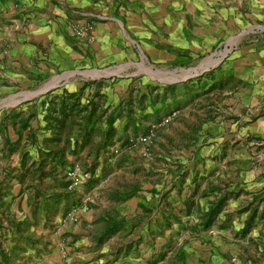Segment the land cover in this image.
Segmentation results:
<instances>
[{"label":"crops","instance_id":"obj_1","mask_svg":"<svg viewBox=\"0 0 264 264\" xmlns=\"http://www.w3.org/2000/svg\"><path fill=\"white\" fill-rule=\"evenodd\" d=\"M235 1L237 4L245 2ZM252 1L247 4L253 8L254 2L259 0ZM211 3L212 0H0V100L8 101L12 95H17L11 103L0 104V249L9 255L10 264H165L169 254L162 243H168V236L162 238L160 234L168 224L164 221L167 215L158 218L141 216L138 210L145 209V203L137 197L132 196L123 204L111 203L110 209L99 205L88 212H80L81 218L75 223L62 217V207L48 221L32 213L37 175L33 171L36 164L30 167V162L37 163L47 148H58L63 143L60 141L54 146L43 142L50 132L44 129L42 116L46 103L41 106L38 99L41 94L18 103L15 100L21 99L20 93L27 92L25 90H36L48 83L52 93H60L62 89L78 91L85 82L70 80L69 72H79L75 69L87 66L94 68L103 60H119L134 46L146 55L151 52L154 57L171 59L181 50L199 47L211 33L213 18L220 21L219 14H214L217 6H211ZM222 10L226 12L220 7L219 11ZM225 12H219L223 19H226ZM234 20L237 22L238 16ZM85 22L91 23L87 33L75 35L73 27ZM250 45V73L245 79L243 73L239 76L248 88H245L246 92L240 88L235 98L241 102L248 99L249 104L255 106L264 98V41L258 39ZM170 76L180 78L183 74L179 77L171 73ZM179 81L183 79L165 84ZM124 84L125 80L101 86L98 92L104 94V105L114 106L125 97ZM92 85L84 87L81 102L97 90ZM26 109V114L33 112L34 116L21 129L20 112ZM11 114H17V117L12 119ZM248 124L259 131L264 128V115ZM99 128L103 129V123ZM82 131L78 126H71L69 133L61 131L60 136L67 135L69 139L67 149L74 147L75 139L79 142L78 133ZM101 135H92L90 144L82 148L76 145L74 155L65 150L66 160L80 164L92 161ZM23 149H27V154L21 160ZM104 155L97 156L99 165L93 178L110 163L107 158L102 159ZM47 180L49 177L43 184ZM80 188L78 185L72 190L80 194ZM105 190L108 193L111 187ZM91 194L93 197L96 192ZM177 202L183 207V203ZM43 208L44 201L40 199L38 212L42 213ZM180 222L176 219L171 224ZM47 225L55 227L56 232L46 234ZM36 239L38 243L34 242ZM37 244L41 250L37 251ZM202 253L176 255L179 261L174 260L171 264H208L206 260L197 262L199 257H204L205 253ZM213 263H217V259H211Z\"/></svg>","mask_w":264,"mask_h":264},{"label":"rangeland","instance_id":"obj_2","mask_svg":"<svg viewBox=\"0 0 264 264\" xmlns=\"http://www.w3.org/2000/svg\"><path fill=\"white\" fill-rule=\"evenodd\" d=\"M244 1L237 4L235 0H212L211 6L214 4L218 9L214 14H219L220 21L213 18L211 33L199 47L181 50L173 59L157 58L151 52L146 55L134 46L119 60H103L94 68L87 66L75 69L79 72L68 71L70 80L82 79L87 87L94 84L97 90L105 87L104 84L115 85L125 80L126 95L114 106L104 105V94L98 92L100 109L108 106L107 111H113L119 102L123 105L131 98L133 118L157 110L152 118L142 120L146 132L150 133L149 139L129 146L125 143L127 136L143 132L139 128L133 134L130 126L122 130L127 106L122 108L113 122L116 128L113 144L102 154L110 163L104 171H98L92 186L84 188L88 178L80 184L79 196L88 197V211L99 205L110 209L111 203L123 204L134 196L145 203V209L138 210L141 216L167 215L164 221L168 224L160 234L162 238L168 236V243H162L169 254L165 264L179 261L176 255L190 252L194 256V251L205 253L198 258V263L206 260L211 264V259H217L215 264H264V128L255 131L248 124L264 115V98L255 106L249 104L248 99L241 102L235 98L240 88L245 92L248 88L244 79L251 69L250 43L258 39L264 41V0L254 2L253 8L247 4L252 0ZM220 7L226 12L219 11ZM219 12H225L226 19ZM202 60L207 63L201 70L166 89L167 84L151 80L143 69H175L172 74L180 77L184 69ZM120 64L127 65L110 76H97L99 70H112ZM242 73L244 79L241 80ZM154 86L156 89L152 90ZM141 92L148 95L144 107L138 105ZM5 102L12 100H0V104ZM26 111L28 109L20 112L21 117L27 115ZM117 141L121 142L117 152L109 153ZM107 187H111L109 195ZM120 188L125 190L120 192ZM92 191L96 192L93 197ZM222 198L214 221L207 228L202 227L201 216ZM176 219L181 222L172 225ZM46 229V234L56 232L52 225H47ZM36 248L41 250L38 244Z\"/></svg>","mask_w":264,"mask_h":264},{"label":"trees","instance_id":"obj_3","mask_svg":"<svg viewBox=\"0 0 264 264\" xmlns=\"http://www.w3.org/2000/svg\"><path fill=\"white\" fill-rule=\"evenodd\" d=\"M93 83V82H91ZM85 86H88L87 83H83L78 91H66L61 90L60 93H52V90H48L45 93L41 94L38 99L41 106L45 103V113L42 116V120L45 121L44 129H48L50 136H47L43 139V142L53 144L54 146L59 143L61 140L60 133L64 129L65 133H69L71 126H78L83 129V131L78 133V139L74 140L73 148H66V144L69 142L67 135L64 136L61 147L47 148L43 152V157L36 163L34 161L30 162V167H35L33 169L34 173L37 175V182L34 184L35 190L34 194L36 197V202L34 204L33 214H38L40 218H45V220L52 219L55 215L60 212V207H62V216L68 211L69 208L73 206H78L80 204L79 194L72 189H67V186L70 184V180L66 177V171L71 168L73 161H67L65 158V150L70 155L76 154L75 146L82 148L84 145L90 144L91 136L96 134H101L99 146L94 148V155L92 161L89 163H82L80 166L89 172L90 176L86 181L84 188L92 186L95 182L93 175L95 169L98 167L99 162L97 156L102 155L104 151L107 150L109 146L113 144V138L116 134V128L113 125L115 116L119 115L124 106H127L126 109V118L122 124V130L125 131L127 127H131V132L136 134V132L141 128L142 132L145 133L147 128L142 124V120L147 118H152L153 115H156V111L152 113H143L140 114L139 118L132 117L131 110V98L126 100L124 104L121 105L119 102L118 105L114 108L113 111L108 112V106L99 108L98 97L100 94L98 90L94 91L90 98H87L84 102L80 101L82 91ZM166 88H172L173 85L167 84L164 86ZM152 90L156 89V86L151 87ZM155 96H158L156 94ZM148 97L145 93H140L138 97L139 107H144V101ZM34 113L29 112L25 117H22L19 120V126L21 129H24L28 124L27 121L29 118L33 117ZM10 118L17 117L15 115H9ZM79 120V121H78ZM158 120V118L156 119ZM97 123H103V129L100 130ZM77 124V125H76ZM98 125V126H97ZM30 137L34 140V135L31 133ZM7 140V139H6ZM5 140V143H7ZM12 149L9 147V150ZM27 149L21 151V160L26 157ZM106 156H103L102 159H106ZM47 167V168H45ZM46 169V170H45ZM49 177L46 183L43 184V180ZM44 201V208L42 213L38 212V203L39 200ZM222 199L216 201L215 205L210 207L207 212L201 216L200 225L207 228L213 221L215 216L220 210V204ZM173 217H176L175 215ZM166 219V217H165ZM21 234H19V237ZM38 243V239L34 241ZM19 249V248H16ZM0 264H10L9 255L7 252L0 249Z\"/></svg>","mask_w":264,"mask_h":264},{"label":"built area","instance_id":"obj_4","mask_svg":"<svg viewBox=\"0 0 264 264\" xmlns=\"http://www.w3.org/2000/svg\"><path fill=\"white\" fill-rule=\"evenodd\" d=\"M91 22V21H90ZM90 22H85L81 26H74V34L79 36V35H84L87 33L90 27ZM150 137V133L145 132L143 134H137L133 136H127L125 139V143L129 146L135 145V144H143L145 143ZM120 141L116 142L111 148L109 153H116L118 150V147L120 145ZM66 177L70 180V184L67 186V189H73L76 186L80 185L83 181H85L87 178H89V172L84 170L79 164L74 163L69 170L66 171ZM88 197H83L81 198L80 204L78 206H73L68 209V211L65 213L64 218L67 221L70 222H75L77 220V217L80 212H85L88 207H87V201ZM70 264V262H68Z\"/></svg>","mask_w":264,"mask_h":264},{"label":"water","instance_id":"obj_5","mask_svg":"<svg viewBox=\"0 0 264 264\" xmlns=\"http://www.w3.org/2000/svg\"><path fill=\"white\" fill-rule=\"evenodd\" d=\"M204 60H202L201 62H199L198 64H196L195 66L191 67V68H187V69H184V74L182 77L180 78H177L176 76H167V77H153L151 76L152 74L155 75V74H167V73H172V72H169V71H162V70H150V69H146L144 68L141 64L143 69L146 71V74H148L150 76L151 79L153 80H157L159 83H162V84H165V83H172V82H175V81H178V80H181V79H184L186 78L187 76H191L193 74H195L197 72V70H200L201 68H203L204 65H202ZM124 66V65H123ZM120 68H122V65L118 66V67H115L114 69H103V70H99V74H97L98 77H102V76H110L112 74H115L117 71L120 70ZM101 72V73H100ZM49 89V85H44L42 87H39L38 89L36 90H32V91H27V92H24V93H20L21 95V99L19 100H15V103H18L22 100H26V99H29V98H32L34 96H37L39 94H42L44 92H46L47 90ZM15 96L17 95H12L10 100H12V98H14Z\"/></svg>","mask_w":264,"mask_h":264},{"label":"bare ground","instance_id":"obj_6","mask_svg":"<svg viewBox=\"0 0 264 264\" xmlns=\"http://www.w3.org/2000/svg\"><path fill=\"white\" fill-rule=\"evenodd\" d=\"M206 63H207V61H203L202 65H204V66H205V65H206ZM204 66H203V67H204Z\"/></svg>","mask_w":264,"mask_h":264}]
</instances>
